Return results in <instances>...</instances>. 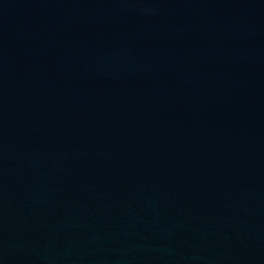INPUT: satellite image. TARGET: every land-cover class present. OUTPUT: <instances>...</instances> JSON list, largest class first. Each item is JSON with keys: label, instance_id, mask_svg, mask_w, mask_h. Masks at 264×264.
Returning a JSON list of instances; mask_svg holds the SVG:
<instances>
[{"label": "water", "instance_id": "1", "mask_svg": "<svg viewBox=\"0 0 264 264\" xmlns=\"http://www.w3.org/2000/svg\"><path fill=\"white\" fill-rule=\"evenodd\" d=\"M0 264H264V0H0Z\"/></svg>", "mask_w": 264, "mask_h": 264}]
</instances>
